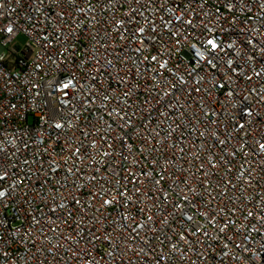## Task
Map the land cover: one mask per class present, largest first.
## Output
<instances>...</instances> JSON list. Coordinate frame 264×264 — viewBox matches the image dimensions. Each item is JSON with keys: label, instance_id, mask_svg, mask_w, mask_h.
<instances>
[{"label": "built area", "instance_id": "built-area-1", "mask_svg": "<svg viewBox=\"0 0 264 264\" xmlns=\"http://www.w3.org/2000/svg\"><path fill=\"white\" fill-rule=\"evenodd\" d=\"M261 145L264 0H0V264H264Z\"/></svg>", "mask_w": 264, "mask_h": 264}, {"label": "snow or ice", "instance_id": "snow-or-ice-1", "mask_svg": "<svg viewBox=\"0 0 264 264\" xmlns=\"http://www.w3.org/2000/svg\"><path fill=\"white\" fill-rule=\"evenodd\" d=\"M9 31H11V29H9ZM209 43L211 44L212 43V41H209ZM214 47H215V45H213ZM65 87H68V85H65ZM261 148H264V145H261ZM3 195V193H0V196H2Z\"/></svg>", "mask_w": 264, "mask_h": 264}]
</instances>
